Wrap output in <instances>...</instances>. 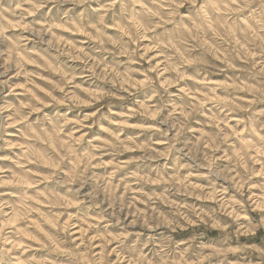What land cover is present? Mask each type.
Returning a JSON list of instances; mask_svg holds the SVG:
<instances>
[{"label":"clouds","instance_id":"1","mask_svg":"<svg viewBox=\"0 0 264 264\" xmlns=\"http://www.w3.org/2000/svg\"><path fill=\"white\" fill-rule=\"evenodd\" d=\"M0 264H264V0H0Z\"/></svg>","mask_w":264,"mask_h":264}]
</instances>
